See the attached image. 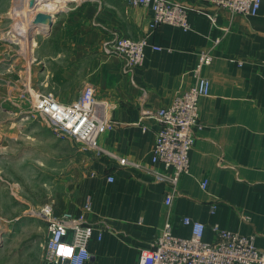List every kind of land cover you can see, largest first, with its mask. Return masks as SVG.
<instances>
[{"label": "crops", "instance_id": "0c3cea01", "mask_svg": "<svg viewBox=\"0 0 264 264\" xmlns=\"http://www.w3.org/2000/svg\"><path fill=\"white\" fill-rule=\"evenodd\" d=\"M186 1L190 30L151 28L147 5L90 0L61 12L36 37L33 91H53L69 103L91 83L113 123L98 136L79 193L61 210L83 214L102 230V238L96 232L89 243L86 264H139L141 251L154 247L166 223L178 236L191 235L186 216L206 225V241L216 239L217 223L254 234L264 251V0L257 15L232 13L208 0ZM215 11L216 25L206 15ZM119 35L147 37L162 49L148 47L144 63L130 67L113 47ZM204 50L213 54L202 69L209 94L200 99L202 126L195 129L189 172L174 191L172 169L151 158L160 122L150 113L191 87Z\"/></svg>", "mask_w": 264, "mask_h": 264}, {"label": "built area", "instance_id": "2783aa9c", "mask_svg": "<svg viewBox=\"0 0 264 264\" xmlns=\"http://www.w3.org/2000/svg\"><path fill=\"white\" fill-rule=\"evenodd\" d=\"M132 5H147L153 11L150 27L155 29L161 24H170L190 30L189 5L186 0H128ZM218 8L228 9L232 13L257 15L262 0H208ZM216 25L218 12H206ZM216 43L220 41L217 38ZM113 47L125 58L128 66L142 65L146 49H162L152 44L147 37L132 38L119 35L113 41ZM213 60L209 50L200 53L199 63L193 69L194 83L187 90L178 92L173 101L151 112L159 122L160 128L151 150L154 162H160L172 169L168 180L175 191L181 175L190 169V151L195 143V129L201 128L200 99L209 94L210 81L202 69ZM33 109L50 118L56 128L65 131L78 141L90 147H98V136L113 128L108 119L104 101L96 95L95 88L87 83L78 97L72 102L60 101L52 91H35ZM126 163L125 158L120 159ZM137 166L141 164L136 163ZM108 179L112 181L113 175ZM207 181L202 182L206 187ZM174 191L166 195L170 204ZM92 202L85 201L84 208L90 210ZM215 206H212V212ZM45 220L47 234L43 244L44 258L49 264H86L92 257L89 243L97 232L102 238V230L94 222H88L83 214L68 210L57 212L54 203H46L38 213ZM245 219H249L245 216ZM184 223L191 226V235L178 236L173 233L170 223H166L155 241L153 248L141 251L139 264H264V251L260 249L255 235L221 228L215 223L217 233L214 241H206V225L189 216Z\"/></svg>", "mask_w": 264, "mask_h": 264}, {"label": "rangeland", "instance_id": "374dc122", "mask_svg": "<svg viewBox=\"0 0 264 264\" xmlns=\"http://www.w3.org/2000/svg\"><path fill=\"white\" fill-rule=\"evenodd\" d=\"M89 2L43 0L29 7L28 0H0V264H49L46 223L37 213L46 203L64 209L90 170L95 148L33 109L30 79L36 37L64 10ZM48 14L47 24L23 25Z\"/></svg>", "mask_w": 264, "mask_h": 264}, {"label": "bare ground", "instance_id": "6f19581e", "mask_svg": "<svg viewBox=\"0 0 264 264\" xmlns=\"http://www.w3.org/2000/svg\"><path fill=\"white\" fill-rule=\"evenodd\" d=\"M28 1H29V5H28L29 7H31V5L35 6V5L43 3V0H28ZM51 18H52L51 14H48L47 16L46 15H39V16L35 17V19H33V20L23 24V25H25V27H27V26L33 25L34 23H39V22H43V21H44V23H47L48 21L51 20Z\"/></svg>", "mask_w": 264, "mask_h": 264}]
</instances>
